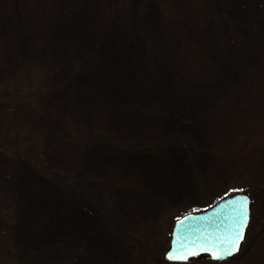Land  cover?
Returning <instances> with one entry per match:
<instances>
[{
  "label": "rangeland",
  "instance_id": "374dc122",
  "mask_svg": "<svg viewBox=\"0 0 264 264\" xmlns=\"http://www.w3.org/2000/svg\"><path fill=\"white\" fill-rule=\"evenodd\" d=\"M152 2L126 15L112 0H0V142L12 153L46 142L30 166L0 153L8 260L135 264L140 250L162 264L169 218L264 184V0ZM61 124L108 139H57ZM42 175L93 191L97 208ZM261 223L250 221L236 260L191 264H264Z\"/></svg>",
  "mask_w": 264,
  "mask_h": 264
},
{
  "label": "trees",
  "instance_id": "16d2710c",
  "mask_svg": "<svg viewBox=\"0 0 264 264\" xmlns=\"http://www.w3.org/2000/svg\"><path fill=\"white\" fill-rule=\"evenodd\" d=\"M112 1L114 2V4L118 5L117 10H120L124 14L129 10L130 4L131 5L134 4V6L140 5L143 8H147L149 6V4L152 6V3H153L152 0H112ZM187 7H188V11L198 12L199 14H201V17H203L207 20H210L211 22H214L216 24H219V23L223 22V20H225V16L223 14L216 11L215 9H212L209 5L204 4V5L195 6L194 4H189ZM166 14L167 15H171V14L174 15L176 13H173L171 10H169V11H167ZM126 15H128V13H126ZM172 19H175V18H172ZM175 20H177V19H175ZM187 33L189 34V32H187ZM152 41L153 40H151V42ZM151 42L150 41L147 42L148 48L151 47ZM190 49L192 50V54H193L195 51V46L191 45ZM93 62H94V57L86 56V58L82 62L75 64L73 66V68H71L66 73L65 78H67V80L72 79L76 74L81 73L83 71H86L90 65L88 63L92 64ZM201 65L203 66L204 64L201 62ZM45 94H46V96L50 95L49 92H45ZM39 96H40V94H38V92H37L34 94L33 93L29 94L28 96H26V98L34 106V103L37 99H39L38 98ZM81 132L82 133H79V131H77L75 128H73V126H67V125L61 124L60 128L58 129L57 139H61V140H84V141L91 143V144H97V143L101 142L102 140H103V142H105L104 139H108L107 138L108 135L106 134V132L102 131L100 129H97V128H88L85 131H81ZM114 144H117V143L112 141V145H114ZM45 145H46V142L41 141L31 151H28V152L16 151V152L12 153L11 151L8 150V147H6L4 144H2L0 142V153H2L3 155H6L8 157H11V159H16V161H23L24 163L29 165L32 161H34V163H35L36 161L39 160V156L43 153ZM128 146L129 145H120V147L125 151H127L129 149ZM132 149L133 150L135 149L137 151L142 150L141 147H133ZM33 168L36 170L37 166L34 165V166H32V169ZM42 176L44 178H46L45 179L46 181L53 183L54 185L58 186V188H61L64 191H67L68 194H82V195H84L85 196L84 200H85V205H86L85 207H86V210H88V212L91 210L93 212V210L95 211V208H97L96 199L92 193L93 191L85 189L82 186L76 185V183L73 181L65 182L62 180L54 179L48 175L47 176L42 175ZM244 193L248 194L251 198V201H252L250 221L256 217L262 222L261 223L262 228H264V184L252 186L249 188V192H244ZM225 196L226 195L222 196L221 198H223ZM217 201L218 200L214 201L210 206L215 204ZM187 213L188 212L179 213L178 215H174L171 218H169V220H168L169 221V225H168L169 226V228H168L169 232H168V235L166 234V239H165L167 242V246H168V242L170 239V233H171V229H172L174 221L176 219H178L179 217H181L182 215H185ZM100 214H102L104 216V218L102 216H99V218L100 219L103 218L105 220L106 214H104L103 212ZM9 224L12 225V221L3 219L0 216V237L6 233L5 230H6V227L9 226ZM111 228H113V230L116 231V229L114 227L111 226ZM262 230H264V229H262ZM116 232H118V231H116ZM260 234L261 233H258L256 238L260 237ZM118 236H120L124 240V255L126 256L127 260H129V262H130L131 254L129 251V244L126 242L127 240H126L125 236H122L119 234H118ZM242 248H243V246H242ZM165 251H166V249H165ZM165 251L157 254V260L160 261L162 264H170L163 259V254L165 253ZM241 254L242 253H240L237 257H239ZM138 256L144 257L143 252H141L139 250L138 252H136L134 254V256L132 255V257L138 258L140 260L137 262L134 261V263L135 264H144L145 263L144 259H142V258L140 259ZM237 257L232 258L230 261L236 260ZM230 261H227L224 263H228ZM0 264H24V263L16 262V261H10L6 257H4L3 254L0 253ZM47 264H54V263H47Z\"/></svg>",
  "mask_w": 264,
  "mask_h": 264
},
{
  "label": "water",
  "instance_id": "95a60500",
  "mask_svg": "<svg viewBox=\"0 0 264 264\" xmlns=\"http://www.w3.org/2000/svg\"><path fill=\"white\" fill-rule=\"evenodd\" d=\"M245 196L248 198L249 219L244 230L243 240L239 247L240 251L250 223L251 198L245 193L236 192L219 200L217 203H215L205 211L189 213L177 219L173 224L169 246L167 251L163 255V259L168 263L174 264V261L169 260L168 256L173 247L177 246L180 242L205 239L219 241V239L227 236L233 225V202L239 201L242 197ZM178 221H183L184 223L178 227ZM239 251L235 252L233 255L229 256L223 261H228L232 257L238 255ZM203 260L222 262L210 258L208 253H199L193 257H190L185 262V264L200 262Z\"/></svg>",
  "mask_w": 264,
  "mask_h": 264
},
{
  "label": "snow or ice",
  "instance_id": "6c2138e0",
  "mask_svg": "<svg viewBox=\"0 0 264 264\" xmlns=\"http://www.w3.org/2000/svg\"><path fill=\"white\" fill-rule=\"evenodd\" d=\"M233 191H243V189ZM248 219V198L245 196L233 202V225L227 236L219 241L205 239L180 242L173 247L168 259L174 261V264H185L190 257L199 253H208L210 258L223 261L239 251ZM183 223V221H178V227Z\"/></svg>",
  "mask_w": 264,
  "mask_h": 264
}]
</instances>
